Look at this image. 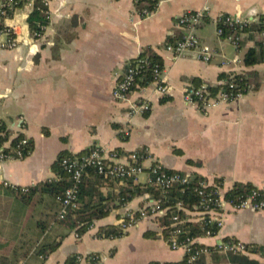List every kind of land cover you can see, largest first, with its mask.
Wrapping results in <instances>:
<instances>
[{
	"label": "crops",
	"instance_id": "1",
	"mask_svg": "<svg viewBox=\"0 0 264 264\" xmlns=\"http://www.w3.org/2000/svg\"><path fill=\"white\" fill-rule=\"evenodd\" d=\"M206 8V22L196 34L202 44L217 52L212 62L200 61L197 51L183 58L167 52V46L174 44L168 40L177 42L187 32L178 19L188 11ZM252 8L264 15V0H163L148 18L140 16L134 0H52L50 23L40 38H34L27 22L32 9L24 5L4 22L15 28L18 47L4 48L5 38L0 37V121L34 140V151L25 159L0 164V178L14 186L34 187L56 178L53 166L60 153L78 155L98 148L121 161L143 152L145 173L136 179L141 184L148 183L150 167L159 163L168 170L200 175L211 185L221 180L224 195L236 183L264 190V63L247 68L243 59L254 41L237 49L218 37L214 22L223 14L245 17ZM149 47L163 60L169 93L161 96L149 86L137 89L125 101L114 98L115 85L131 60ZM223 59L228 66H222ZM233 71L257 72L259 88L204 112L185 102L183 90L192 84L191 79L218 85L221 74ZM163 97L167 98L164 102ZM141 99L150 100L151 110L133 115L132 106ZM189 160L194 164H188ZM114 187L106 184L101 190L107 195ZM12 190L0 184V264L19 260L22 264H65L70 255L94 253L107 257L103 264H165L186 259L183 250L169 246L161 223L151 216L120 239L96 237L101 226H118L128 212L139 211L152 201L150 196L113 210L77 239L75 232L57 224L42 235L40 221L47 218L44 202L36 199L29 207ZM53 231H63L55 238L65 235L60 247L47 259L37 257V247ZM148 232L158 238H146ZM226 238L262 248L263 253L248 255L264 263V212L228 208L216 238L199 242L214 249ZM33 244L24 259L23 252ZM210 254L205 264H216Z\"/></svg>",
	"mask_w": 264,
	"mask_h": 264
},
{
	"label": "trees",
	"instance_id": "2",
	"mask_svg": "<svg viewBox=\"0 0 264 264\" xmlns=\"http://www.w3.org/2000/svg\"><path fill=\"white\" fill-rule=\"evenodd\" d=\"M32 0H15V4L12 11H8V17L11 18L17 10L22 8L24 5L29 4ZM34 6L32 12L28 17V26L31 35L34 38H38V35H43L46 27L50 23L49 8H47L43 0H33ZM136 10L139 14H142L145 10L150 12H155L159 7V0H134ZM207 19V18H206ZM5 21L0 19V31L7 28ZM206 22V20H205ZM264 15H260V19L254 21L249 26L241 29L236 28H225L224 37L228 35L241 36V42L239 49H243L248 40H253L254 44L246 52L243 63L249 68L256 65L264 63V38H262V33L264 32ZM203 25V24H202ZM201 25V26H202ZM14 36V35H12ZM248 37V38H247ZM176 43L175 39L170 38L168 43ZM140 61H142L140 63ZM138 83L140 88L148 87L151 83L155 81V69L157 65L160 68H164L162 58L154 51L152 47L145 48L142 53L135 59L131 60L129 66L138 65ZM128 66V67H129ZM231 75H235L230 78ZM221 74L219 76L218 85H210L209 92L211 95L217 94L221 88L229 90L230 84H234L233 92L242 91L245 94L250 90V88L258 89L260 86L259 76L257 72L248 71L241 74ZM227 80V85H223L222 81ZM190 82L194 86H200L202 82L199 79H191ZM139 88H134L137 90ZM162 102L166 101L167 98H162ZM25 128L24 126L21 127ZM46 135L48 132L44 131ZM24 141L26 143H24ZM34 151V140L27 139L23 132L13 131L8 128L5 122L0 121V154L18 158L17 153H22V159L27 158ZM90 150L83 151L78 155L71 154L68 151L60 153L56 162L53 166L55 179H50L44 182L36 184L34 187H29L26 193L20 191L15 194L25 205L32 207L36 199H40L44 202L47 213L46 220L40 221V230L42 235L46 233L52 224H57L65 227L71 232H75L80 237H83L90 229L94 226L96 221L103 220L107 218L110 213L120 207L126 206L136 198L142 196H150L153 199L162 200V209L164 213L157 217L159 223L163 227L162 235L163 238L168 240L170 234L174 230L173 225L175 224L173 218L179 216L181 221L177 224L178 228L181 229L179 234L180 240L187 238L201 239L206 235L207 230H211L213 234H217L219 229L215 224H209L207 220L205 221H195L189 220L192 212H196V206L199 205L200 197L198 195V190L200 188L199 183L204 180L200 175H193L191 181L187 184H177L165 195L162 194L160 188L153 185L141 184L137 182L136 178L130 177L127 179H104L103 176L98 174L94 169H89L83 180V184L80 187L79 192V203L80 207L74 212H70L65 219L60 220V204L57 201L58 196H61L66 189L71 185L69 176L65 173L61 166V162L67 157H80L82 155L88 154ZM180 153L179 151H176ZM142 154H144L142 152ZM188 164H194L193 161L189 160ZM168 172H176L167 170ZM181 173V172H179ZM185 175L184 173H181ZM222 181H217V186H221ZM110 185L115 188L114 192H109L105 195L101 188L104 185ZM211 189V188H209ZM259 190V195L256 197V202L264 203V190L256 188L251 183H236L231 190L226 194L228 199H244L253 191ZM181 204V208L178 204ZM124 233L119 226L116 225H106L101 226L96 237L98 239H120L124 237ZM146 238H158V235L154 232H148L145 234ZM65 235L57 237L53 242L43 243L41 246L37 247L36 256L44 257L47 259L52 253H54L61 245L62 240ZM230 238L224 239V241H229ZM34 244L29 246L24 252L23 256L26 255V259L30 252H32ZM194 248L205 247L199 241L193 245ZM213 252L210 254L211 262L216 264H264L256 259L249 257L248 254H261L263 253L262 248L257 246L247 245L246 253L237 254H218L214 253V249L209 247ZM98 253H94L93 256L87 258L86 264H95V256ZM78 254L70 255L65 264H79ZM88 256V255H87ZM21 259V260H24ZM206 256H203L200 261L196 264H205ZM23 261H12L8 264H22ZM160 264V263H151ZM165 264H186V261L181 263H165Z\"/></svg>",
	"mask_w": 264,
	"mask_h": 264
},
{
	"label": "built area",
	"instance_id": "3",
	"mask_svg": "<svg viewBox=\"0 0 264 264\" xmlns=\"http://www.w3.org/2000/svg\"><path fill=\"white\" fill-rule=\"evenodd\" d=\"M52 0H43L44 5L49 8V5ZM163 0H159V4ZM15 4V0H0V19L5 21L9 19L8 11H12ZM34 2L33 0L29 3L31 9H33ZM208 8L200 11H188L183 14L178 19V24L184 28L187 32L186 34L174 44H169L166 48L167 52L183 58L189 52L197 51L198 59L203 63H211L212 60L218 55L211 47L201 43L199 37L196 34V30L205 23V20L208 15ZM153 12L145 10L140 14L142 18H148L152 15ZM260 19L255 8H252L248 11L247 16L243 17L240 15H230L223 14L218 16L215 19V24L217 27V35L220 38L227 40L235 48L239 49L241 36L228 35L224 37L225 28H236L249 26L256 20ZM264 26V24H263ZM14 27L7 26L6 29L0 31V37H4L5 41L2 43V46L7 49H15L18 47V39L15 33ZM14 35V36H12ZM41 35H38L40 38ZM262 38H264V32L262 33ZM142 61H140L141 63ZM229 62L225 59L222 61V66H228ZM140 68L139 64L136 66H129L127 72L117 81L115 88L112 92L113 97L125 101L128 97L133 94L136 90L134 88H140L138 83V69ZM231 74H237L236 71H233ZM155 81L149 86L155 87V92L161 96H166L169 93V87L166 84L165 80V70L160 68L158 65L155 69ZM235 75H231L230 78H233ZM223 85H227V80L222 81ZM148 86V87H149ZM210 85L201 84L200 86H194L193 84H188L183 90V97L187 104L198 107L202 112L209 110L212 107L219 105L220 103L232 102L240 99L244 96V92L238 91L233 92L234 84H230L229 90L221 88L217 94L211 95L209 92ZM147 88V87H145ZM141 90L144 88H140ZM151 110V104L149 99H141L138 103L133 104L132 114H144ZM24 143H26L24 141ZM18 158H22V153H17ZM15 158L7 157L0 154V164L5 161L12 160ZM146 159V155L142 153H133L125 161H121L119 156L116 154H106L98 148L91 149L88 154L82 155L80 157H67L64 158L61 162V166L65 173L69 176L71 185L66 189V191L58 196L57 201L60 204V220L65 219V217L70 213L79 209V192L80 187L83 184L86 173L89 169H94L98 174L103 176L104 179H127L134 177L137 179L138 176L145 173V167L143 165ZM164 166L159 163H154L149 169V179L148 183L155 187L161 189L162 194L165 195L177 184H187L193 178L190 175H182L179 172H168ZM172 171V170H171ZM0 184L7 188H11L16 192L20 191L26 193L29 187H18L9 184L8 182L3 181L0 178ZM198 195L200 197L199 205L196 206L197 211L192 212V215L195 217V221H205L209 224H215L220 230L224 226V215L228 208H231L233 211L242 210V209H251L257 212H264V203L256 202V197L259 195L258 191H253L244 199H228L226 194L224 195L220 187L217 185H211L207 180H202L199 183ZM211 188V189H209ZM178 207L181 208V204H178ZM164 210L162 209V200L153 199L148 201L145 206L136 212H128L121 223L118 225L120 229L126 233L132 227L136 226L137 223L147 217H155L162 215ZM174 230L170 234L169 246L178 250L181 249L186 255V264H196L203 256L210 254L212 251L209 246L194 248L193 245L198 242L200 239L187 238L180 240L179 234L181 229L178 228L177 224L181 221L179 216L173 218ZM213 234L211 230L206 231L204 238H216L219 234ZM76 238H80L76 234ZM215 251L219 253H246L247 246L242 242L236 240L221 241L219 244L214 246ZM94 254L88 256H78L79 264H86L87 258L93 256ZM95 264H103L106 260V256L101 254H96Z\"/></svg>",
	"mask_w": 264,
	"mask_h": 264
},
{
	"label": "rangeland",
	"instance_id": "4",
	"mask_svg": "<svg viewBox=\"0 0 264 264\" xmlns=\"http://www.w3.org/2000/svg\"><path fill=\"white\" fill-rule=\"evenodd\" d=\"M230 46V48H232L233 49V47H232V45H229ZM145 177V175H142V179ZM0 204H3V202H0ZM58 228H60V229H62V230H64V231H67V229L65 228V227H63V226H61V225H58ZM63 231H53L52 232V234H51V237L48 239V240H46V243H49V242H53L56 238H55V236H58V235H60V233H62ZM57 234V235H56ZM26 238L24 237V238H22V240H25Z\"/></svg>",
	"mask_w": 264,
	"mask_h": 264
}]
</instances>
